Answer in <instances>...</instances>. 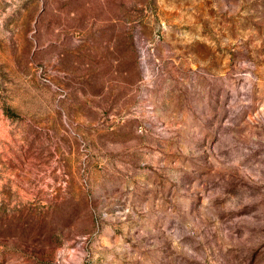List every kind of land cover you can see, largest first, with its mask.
I'll return each instance as SVG.
<instances>
[{
	"label": "rangeland",
	"instance_id": "rangeland-1",
	"mask_svg": "<svg viewBox=\"0 0 264 264\" xmlns=\"http://www.w3.org/2000/svg\"><path fill=\"white\" fill-rule=\"evenodd\" d=\"M0 264H264V0H0Z\"/></svg>",
	"mask_w": 264,
	"mask_h": 264
}]
</instances>
